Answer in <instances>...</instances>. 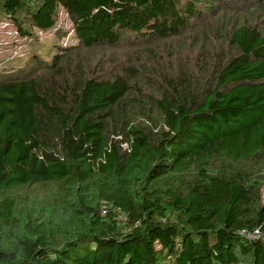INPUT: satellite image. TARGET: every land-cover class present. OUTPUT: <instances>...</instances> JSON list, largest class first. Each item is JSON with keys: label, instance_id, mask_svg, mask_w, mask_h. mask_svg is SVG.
Listing matches in <instances>:
<instances>
[{"label": "trees", "instance_id": "1", "mask_svg": "<svg viewBox=\"0 0 264 264\" xmlns=\"http://www.w3.org/2000/svg\"><path fill=\"white\" fill-rule=\"evenodd\" d=\"M226 5L0 0L20 35L21 16L50 32L63 10L85 50L164 40L207 16L233 50L208 90L165 79L160 99L134 68L96 79L72 67L69 78L56 56L0 69V264H264V29L227 18Z\"/></svg>", "mask_w": 264, "mask_h": 264}, {"label": "rangeland", "instance_id": "2", "mask_svg": "<svg viewBox=\"0 0 264 264\" xmlns=\"http://www.w3.org/2000/svg\"><path fill=\"white\" fill-rule=\"evenodd\" d=\"M225 2L227 8L224 13L227 18L264 29V4L244 5L234 0ZM20 20L25 35H20L19 29L10 19L0 14V69L12 71L27 64L25 70L29 71L37 58L51 62L56 56L69 59V63L66 60L62 62L66 77L69 78L78 74L77 69L72 67L84 69L85 75L96 79L111 78L122 72L128 74L129 68H134L145 91L156 94L159 99L163 94L162 83L166 81V87H169V82L181 87L191 81L196 93L205 92L212 85L216 71L223 63L221 61L233 54L224 40L229 28L223 29L220 23L208 16L192 23L178 35L164 40L137 41L121 44L113 49L91 50L79 47L73 24L63 10L58 14L55 30L50 32L32 28L22 16ZM75 46L79 48L76 49ZM221 48L224 53L219 60H215L214 57ZM55 71L53 70L52 77H57ZM153 117L154 121L160 122L157 112L153 113ZM137 120L139 123H146L144 118ZM48 194L46 187L33 188L18 192L16 197H19L17 201L22 206L31 205L35 197L46 198ZM262 194L264 200V187Z\"/></svg>", "mask_w": 264, "mask_h": 264}, {"label": "built area", "instance_id": "3", "mask_svg": "<svg viewBox=\"0 0 264 264\" xmlns=\"http://www.w3.org/2000/svg\"><path fill=\"white\" fill-rule=\"evenodd\" d=\"M112 207V204L108 200H102L101 201V212L102 214L106 215L108 214L110 208ZM123 218L126 219V215H123ZM241 234L245 235L246 237L252 239L260 236L261 231L259 228L254 229L253 231H248L246 229H242Z\"/></svg>", "mask_w": 264, "mask_h": 264}]
</instances>
